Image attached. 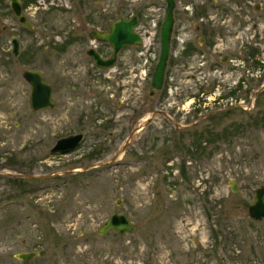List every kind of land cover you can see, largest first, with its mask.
<instances>
[{"label":"rangeland","instance_id":"1","mask_svg":"<svg viewBox=\"0 0 264 264\" xmlns=\"http://www.w3.org/2000/svg\"><path fill=\"white\" fill-rule=\"evenodd\" d=\"M203 1L179 0L177 8L181 12L188 3L203 7L207 17L211 11L220 15V5ZM249 1L248 18L242 6L239 19L240 27L247 28L250 11L256 19L258 90L264 84V0ZM165 4L34 0L28 16L35 28L20 32L19 57L9 50L15 33L9 28L19 25L0 10V30L2 25L9 29L0 37V264L26 263L16 257L21 252L37 253L28 264H264V221L248 215L254 190L264 185V124H254L264 114L263 91L251 109L247 97L241 112L204 118L185 130L163 115H152L160 110L174 118L178 106L183 118L196 121L198 115L223 108L221 60L235 59L250 46L239 38L241 30H249L237 25L235 15L232 21L216 18L209 26L220 39L204 46L194 43L184 75L178 78L174 63L168 65L162 96L150 98ZM117 15L139 17L135 30L143 44L126 50L121 59L131 69L139 62L140 73L135 75V68L122 78L115 71L93 79L74 75L75 87L65 90L56 47L65 36L76 34L80 21L107 28ZM225 24L233 31L226 40ZM186 46L174 45L169 59ZM25 69L40 70L51 84L56 102L52 109H30ZM240 74L244 80L245 72ZM135 79L141 82L139 90L133 88ZM237 79L238 74L231 81ZM186 90L190 92L182 99L175 98ZM141 100L145 107L140 123L150 121L121 152L138 126L131 124L129 109H138ZM81 132L84 139L76 150L50 154L58 139ZM98 163L104 164L89 167ZM19 172L37 176L36 182L14 183ZM114 210L130 218L135 232L96 233Z\"/></svg>","mask_w":264,"mask_h":264},{"label":"flooded vegetation","instance_id":"2","mask_svg":"<svg viewBox=\"0 0 264 264\" xmlns=\"http://www.w3.org/2000/svg\"><path fill=\"white\" fill-rule=\"evenodd\" d=\"M178 1L179 0H177V2ZM212 1L215 5H220V8H221L220 15H217L216 13L214 14L213 11L211 12L208 11L210 13L207 17L205 15L206 12H205V9H203V7L195 8L194 6H190L188 3L183 4L184 9L181 12H179V8H177V5H176V8L174 9V24H173L172 37H171L172 42H171L170 48L174 47V45L176 47L178 42H181L184 45H188L184 47V49L180 52V55L179 56L177 55L175 59H168L167 66L174 63V65L177 67L176 75L178 78H181L182 75H184L183 73L185 72V69L187 68V66L184 63L185 59L193 56L194 43H197L199 46H204L205 41L211 44L218 39L219 33H217L213 28L209 26L211 25V23H214L216 21L215 20L216 18H219V20H222L223 22H225L226 20L232 21L234 20L233 17L235 15L236 20H237V25L240 27V25L242 24V20L239 19V17L241 16V13H242L241 12L242 6L244 7L246 11V12L244 11L243 14H245V16H247L248 18L247 12H248L249 6L246 3L249 0H221L220 2L219 0H212ZM18 2L20 5L21 16L25 18L26 22L29 25H26L25 23L20 21L19 17L16 15L15 11L13 10L11 6V0H0V10H6L10 16L15 18L16 22L19 25V27L9 28L15 31V33H13L10 36V49H9L11 55L15 57H19L23 55L22 50H21L20 32L21 31L31 32L35 28L34 23L30 21L29 16H31V14L28 13V7L29 5L33 4L34 0H18ZM203 2L209 3V0H204ZM249 2L252 3L251 0ZM253 8L254 10L257 9V5L255 1H254ZM251 13L252 12L250 11L249 13L250 27L249 28H247L246 26L240 27L241 29H246V30L248 29L249 31L245 32L244 30H241L242 33L239 34V38L240 39L244 38L245 43H248L250 46L247 47L242 53H236L234 56L235 59H232V57L230 56H223L221 60L220 73L222 77L221 79L222 92L220 93L221 95L220 104L223 105V108H221L218 111L209 112L203 116L198 115V118L196 119V121H192L191 120L192 117L191 116L188 117V115L183 118L181 115L182 111H178L180 109V107L178 106H176L177 114L174 118H169L168 115L163 112L161 114L159 112L160 110H155L154 111L155 114L163 115L165 118L167 117V119L174 121V123L176 124V129L185 130L188 128H193L195 124H197L204 118L205 119L211 118L214 120L216 115H220V113H221V116H225L226 114L229 115L232 111L233 113L241 112L242 111L241 103L245 102L247 97H248L247 103L250 109L256 105L257 96H258V93H256L257 92L256 72H257L258 62L256 59L257 50H256V47L253 46L254 44L253 39L255 38V35H256L257 25H256V19L254 17V14H251ZM132 16L137 17V20H138L137 24H138L139 22L138 15H131L128 17L117 15L116 19L120 17L130 18ZM209 17H212L211 19L213 20H210ZM116 19H114L113 21H115ZM204 19L206 20V23H209V24H205L203 22ZM183 20H186L187 24H185ZM245 21H247V19ZM112 22L109 23L107 28H103L101 26L90 24L88 21L82 20L78 23L77 27H74V32H76V34L72 36H65L62 42L59 44V46L56 47L60 55V58H61L62 67H61L60 75L62 77V83H63V87L65 88V90L69 85L75 87L72 81V77H74V75L84 76V77L93 79L99 76H107L109 75V73L113 71L117 73L116 76L119 78L128 76L131 71L135 73L136 67L133 66V69H131L129 65H127L126 62H123L121 57H122V54L126 50H128L131 47H135L137 45H126V46L121 47L116 54L115 63L113 66L102 67L101 65H98L96 63V60L93 57V54L99 56L103 60H108L112 57L113 55L112 45L107 41H101L95 37L93 38L90 35V33L94 29L98 30L99 32H108L110 30V24ZM188 22H190V26H188ZM224 26L226 28L222 34H223L224 39L226 40L228 37V33H232L233 31H231L228 28L229 27L228 24H225ZM9 29L7 25H2L1 30H0V37L3 35L5 36L8 33ZM247 33L251 35L250 40L247 39V35H246ZM207 38L209 40H207ZM13 39L17 41V45H18V52L16 54L13 53V42H12ZM31 54L32 52L30 53V50H28L27 55L30 56ZM139 67H140V63L138 62L135 75H137V73H140ZM25 70L39 71L43 75V81L47 82L45 80L44 74L40 70L38 69H25ZM24 71L22 72V77H23ZM241 71L245 72L244 80H240V78L242 77V75L240 74ZM237 74H238V79L236 81L235 80L231 81ZM26 82L29 84L28 81ZM140 84H141L140 80L135 79L133 88L139 90ZM165 84H166V81L164 77L162 88L158 91L153 90L151 88L148 92V96L150 98H154L155 96L161 97L165 89ZM136 85H138V87H136ZM30 91H31V86H30ZM188 92L190 91L186 90L183 93L179 91L177 95L175 96V98L182 99L183 94L188 93ZM52 96H53V89H52ZM28 103H29V98H28ZM155 104H160V101H156ZM144 107H145V103L143 100H141V102L138 104V109L128 108L129 110H132L131 112L132 114L130 117L131 124H134V125L138 124V126L132 130V132L128 135V137L131 134L135 135V133H137L144 127L145 122L140 123L141 120H139L140 112L144 110ZM183 108L184 107L182 106V109ZM181 122H185V124H182ZM234 130L236 129L234 128ZM228 133H231V132H228ZM83 139H84V136L80 144L82 143ZM78 147H76L74 150H76ZM16 175L17 176H15L14 183H17V184L19 181L20 183H28V184H30L31 182L34 183L36 182L34 179L37 178V177L36 178L25 177L26 175L20 172ZM18 178H24V179L18 180Z\"/></svg>","mask_w":264,"mask_h":264},{"label":"water","instance_id":"3","mask_svg":"<svg viewBox=\"0 0 264 264\" xmlns=\"http://www.w3.org/2000/svg\"><path fill=\"white\" fill-rule=\"evenodd\" d=\"M165 8L162 22L159 30V56L151 75L150 87L153 90H160L163 86L165 72L167 69V63L170 55V45L172 30L174 24V9L177 5V0H164ZM11 6L19 17L20 21L29 25L25 18L21 16L20 5L18 0H11ZM137 17L132 16L130 18L120 17L110 24V30L108 32H99L94 29L90 35L101 41L109 42L113 47V55L108 60H103L99 56L93 54L98 65L102 67L113 66L115 63V57L118 50L126 45H142L143 37L139 32L135 30L137 26ZM13 53L18 52L17 41L13 39ZM23 77L29 82L31 91L29 95V107L32 111H41L52 109L55 105V100L52 96V88L49 83L43 81V75L37 70H25ZM264 90V84L257 90L259 93ZM155 112L152 113L154 115ZM150 119H147L145 125L149 123ZM83 133H77L68 135L58 139L53 147L50 149V154H68L76 147L79 146ZM135 137L131 134L121 152L125 151L129 142ZM104 163L93 164L90 167L100 166ZM86 169V168H85ZM28 178H36L34 175H26ZM231 190H236V185L231 183ZM117 204H120L118 200ZM248 215L254 221H264V185L257 187L254 190L253 199L248 204ZM136 225L130 220V218L117 210H114L107 220L103 222L96 230V233L100 236L105 235L110 231L117 232L118 234H130L135 232ZM37 255L36 252H21L16 257L24 262H28ZM28 264V263H25Z\"/></svg>","mask_w":264,"mask_h":264},{"label":"trees","instance_id":"4","mask_svg":"<svg viewBox=\"0 0 264 264\" xmlns=\"http://www.w3.org/2000/svg\"><path fill=\"white\" fill-rule=\"evenodd\" d=\"M264 93V91L262 92ZM254 124L255 125H259V124H264V114L262 116L258 115V117L256 118V120L254 119ZM200 136V134H199ZM200 137H203L202 134ZM95 152H98L99 153V150H96ZM184 169V167L182 166V170Z\"/></svg>","mask_w":264,"mask_h":264}]
</instances>
